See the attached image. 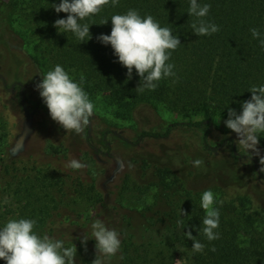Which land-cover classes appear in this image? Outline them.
<instances>
[{
  "label": "trees",
  "instance_id": "1",
  "mask_svg": "<svg viewBox=\"0 0 264 264\" xmlns=\"http://www.w3.org/2000/svg\"><path fill=\"white\" fill-rule=\"evenodd\" d=\"M61 2L13 0L11 13L21 19L28 43L39 58H48L54 67L62 66L76 82L83 76L82 87L89 98L101 95L116 116L126 118L136 105L150 103L161 104L186 118L170 123L164 131H143L140 138L166 137L174 126H184L204 129L206 148L216 149L208 141L214 117H228L229 109L242 113V102L252 96L249 90L264 86V47L250 31L256 28L264 38V0H198L201 5L211 6L203 19L220 28L211 36L194 34L191 25L198 24V18L188 13L190 0H119L116 6L109 4L99 14L80 21L90 27L92 38L85 42L54 27L57 19L68 15L55 11L54 5ZM129 10H136L142 17L151 15L181 41L169 60L176 76L161 80L154 91L137 93L140 77L135 69L128 80V70L119 63L111 45L97 39L101 34H111L113 15ZM105 20L108 23L102 24ZM0 115L7 120L4 111ZM50 146L52 154L60 152L54 144ZM9 158H0L1 175L9 180L0 191L10 193L16 201L14 219L36 220L35 231L41 237L46 234L63 241L65 247L75 246L76 264H93L96 259L91 225L98 219L116 230L121 240L120 251L104 258V264H176L179 256L185 264H264V225L260 227L263 214L252 208L247 196L215 200L220 238L208 241L202 231L199 233L206 215L201 195L183 186L181 177L171 169H158L164 187L161 201L129 212L122 204L127 191L136 187L141 194L148 186L130 173L122 177L120 185L102 187L94 179L97 164L90 157L82 162L88 165L89 179L79 170L50 167L34 155ZM80 198L93 204V214L75 215ZM182 209L185 216L181 215ZM7 222H1L0 229ZM188 231L205 245L203 253L192 251L194 241L184 235ZM85 234L89 237L86 250L81 242ZM212 247L216 251H211ZM0 264L6 261L0 260Z\"/></svg>",
  "mask_w": 264,
  "mask_h": 264
},
{
  "label": "rangeland",
  "instance_id": "2",
  "mask_svg": "<svg viewBox=\"0 0 264 264\" xmlns=\"http://www.w3.org/2000/svg\"><path fill=\"white\" fill-rule=\"evenodd\" d=\"M12 1L0 0V113L7 114V122L0 115V158L34 155L50 167L63 168L72 159L83 162L90 157L97 164L94 179L102 187L120 185L122 177L130 173L148 186L141 194L136 187L127 191L122 204L129 212L162 198L164 187L158 169L168 168L201 198L207 190L214 193L215 200L247 196L264 219V172L260 171L264 165L236 142V133L225 124L228 117H214L209 129L208 141L216 149L206 148L204 129L184 126H174L166 137L140 138L143 131H164L170 123L186 120L161 104L136 105L128 117L121 118L99 95L90 98L94 115L82 133L67 132L53 121L36 85L55 67L32 50L21 19L11 13ZM258 135V147L264 155V133ZM51 144L60 150L58 154L49 150ZM196 159L204 161L202 167L193 165ZM78 173L89 179L86 168ZM2 184H9V180L3 178L0 167ZM92 205L80 198L75 215L93 214ZM16 208L12 195L0 191V223L14 219ZM179 259L186 263L181 256Z\"/></svg>",
  "mask_w": 264,
  "mask_h": 264
},
{
  "label": "clouds",
  "instance_id": "3",
  "mask_svg": "<svg viewBox=\"0 0 264 264\" xmlns=\"http://www.w3.org/2000/svg\"><path fill=\"white\" fill-rule=\"evenodd\" d=\"M119 0H62L54 5L57 13H67L66 19H57L54 23L61 33L71 32L81 41L90 40V27L81 24L85 20L99 14L104 7L111 4L116 6ZM209 4L201 5L198 0H190L188 13L198 18V24L193 22L191 27L197 36H211L217 33L218 25L208 22L210 11ZM112 30L110 35L101 34L98 41L104 45H111L119 63L127 68V78L132 79L133 69L140 77V84L135 89L137 93L145 90H155L161 80L175 77L174 64L169 63L172 52L180 45L178 36L173 35L168 27H162L154 17L147 15L142 17L136 10H129L126 14H116L111 17ZM108 20L102 24H107ZM253 38L259 39L261 47H264V38L261 32L250 29ZM84 77L76 82L69 73L60 65L54 70L43 75L42 82L36 85L44 103L49 109L53 121L58 123L67 132L80 134L90 124V118L94 115L95 105L82 87ZM251 99L242 102V113L235 109H229L226 127L237 135L238 144L245 150L258 156L260 164L264 165V155L258 147L259 135L264 133V86H253ZM204 161L196 159L193 165L202 167ZM66 167L74 170H83L88 165L72 159ZM177 167H180L177 162ZM264 172V167L260 169ZM215 196L211 190L202 194L201 207L206 215L202 220V231L208 241L220 238L219 210L214 207ZM5 203L8 200L5 199ZM182 216L186 212L182 209ZM37 221L33 219H10L0 229V260L6 264H76V247H65L63 241L54 240L48 235L41 237L35 231ZM182 225V221H178ZM92 238L96 241L97 255L93 264H104V258L115 256L121 248L119 233L109 229L101 220H96L91 225ZM187 239L194 241L192 251L203 253L205 245L201 243L191 231L184 232ZM89 237L85 234L81 239L87 246ZM216 251L215 247L210 249ZM123 257H121L122 259ZM176 264H183V260H176Z\"/></svg>",
  "mask_w": 264,
  "mask_h": 264
}]
</instances>
